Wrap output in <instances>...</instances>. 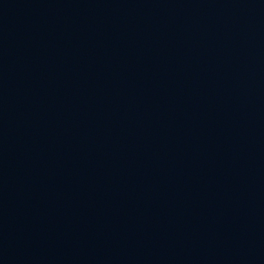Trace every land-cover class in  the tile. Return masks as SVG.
<instances>
[{
	"label": "water",
	"instance_id": "obj_1",
	"mask_svg": "<svg viewBox=\"0 0 264 264\" xmlns=\"http://www.w3.org/2000/svg\"><path fill=\"white\" fill-rule=\"evenodd\" d=\"M0 264H264V0H0Z\"/></svg>",
	"mask_w": 264,
	"mask_h": 264
}]
</instances>
